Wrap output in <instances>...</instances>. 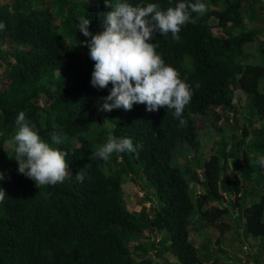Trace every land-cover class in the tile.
<instances>
[{
	"label": "trees",
	"instance_id": "1",
	"mask_svg": "<svg viewBox=\"0 0 264 264\" xmlns=\"http://www.w3.org/2000/svg\"><path fill=\"white\" fill-rule=\"evenodd\" d=\"M121 2L133 6L155 3L166 11L179 2L197 0ZM201 2L207 11L191 14L190 22L181 27L179 40L171 33H156L149 41L157 45L165 64L178 70L192 89L182 117H176L174 109L161 107L148 112L145 104H134L121 115L113 114L110 132L100 131L93 139L90 134L96 125L98 100L109 95L113 86L110 83L98 89L91 85L95 62L89 48L80 43L90 41L91 36H83L78 26L86 18L92 35L102 32L103 17L110 10L104 0L82 5L75 0H53L46 5L42 0L36 7L28 0L16 1L14 7L0 2V22L6 26L0 30V46L7 48L1 65L7 81L0 89V172L5 175L0 187L6 190L0 202V264H156L143 248L137 247L140 254L129 248L130 237L144 231L166 236L164 251L177 264L220 263L213 249L191 243L190 229L197 214L205 226L225 235L229 212L217 204L222 200L219 190L227 184L225 190L239 193V182L222 181L220 158L209 156L202 174L205 193L192 198L183 169L174 163V152L184 147L196 151L199 140L192 116L210 115L216 123L221 122L222 117L214 111L230 110L237 89L247 98L251 114L264 120V84L263 92L260 87L264 67L241 62L246 47L261 32L255 28L231 33L244 27V0ZM215 29L225 35L216 37ZM42 95L47 98L44 105H40ZM21 111L42 140L68 153L69 175L62 183L36 185L18 172L16 145L6 150L4 143L19 131L16 120ZM181 118L187 121L186 126H180ZM53 131L64 135L62 144L52 142ZM110 134L131 138L134 146L142 148L116 153L120 171L112 174L96 165H84L83 160L104 145ZM247 135L245 130L240 147L232 153L239 167L241 163L249 166L248 151L242 147ZM253 149L264 156V141ZM138 167L160 203L155 214L145 208L138 215L127 210L124 179ZM256 169L255 181L263 193L258 202L238 206L236 221L244 237L262 240L255 261L264 264L260 256H264V167L256 164ZM77 172L84 175L83 182L76 179Z\"/></svg>",
	"mask_w": 264,
	"mask_h": 264
},
{
	"label": "clouds",
	"instance_id": "2",
	"mask_svg": "<svg viewBox=\"0 0 264 264\" xmlns=\"http://www.w3.org/2000/svg\"><path fill=\"white\" fill-rule=\"evenodd\" d=\"M110 9L103 17L104 30L92 35L89 31L90 20L82 18L78 29L90 41L80 42L89 48L94 63L91 85L98 89L112 84L109 95L103 97L98 111L111 112L123 108L131 110L134 104H145L148 112L161 107L174 109V115L182 117L185 106L190 103L193 92L190 86L180 78L174 67L166 65L157 53V45L149 42L156 33L172 34L179 40L181 27L191 20V14L204 13L207 5L201 0L196 3L179 2L174 7L161 10L157 4L133 6L128 2L104 0ZM0 22V30L5 28ZM197 87L199 85L197 84ZM16 123L20 125L9 144H15L18 172L32 179L36 185H56L69 175L68 153L50 147L41 139L34 125L26 121L23 111L18 114ZM187 121L180 119V126ZM62 133L53 131L51 140L62 144ZM142 145H133L131 138H117L109 135L107 142L92 153V159L107 162L113 153L137 152ZM138 154V153H137ZM258 164L264 167V156L258 157ZM84 175L77 172L76 179L83 182ZM5 179L0 172V181ZM6 190L0 187V202L5 198Z\"/></svg>",
	"mask_w": 264,
	"mask_h": 264
},
{
	"label": "rangeland",
	"instance_id": "3",
	"mask_svg": "<svg viewBox=\"0 0 264 264\" xmlns=\"http://www.w3.org/2000/svg\"><path fill=\"white\" fill-rule=\"evenodd\" d=\"M1 1H6L14 7L16 1L22 2L23 0ZM29 1H33V7H36V4L42 3V0H28V3ZM75 1L78 2L79 5H82V2L88 4V2L94 0ZM52 2L53 0H43V3L46 5ZM52 9H54V7H52ZM243 16L244 27L233 29L231 31L233 35H238L241 31L255 28L261 33L256 41L246 47L241 62L243 64H257V66L263 68L264 0H244ZM214 34L216 37H223L225 35L220 29H215ZM6 49V47L0 46V89H4L7 81L4 68L1 66L4 63V60H2V53ZM263 82H261L260 86L261 92H263ZM46 102V96L42 95L40 105H44ZM98 103L99 107L103 103V100L100 98ZM127 111L128 110H124L123 108L114 109L111 112L97 110L96 125L91 131L90 138L93 139L100 131L109 133L111 128H113V123L111 122L112 115H121ZM214 112L222 117L221 122L216 123L210 115L206 117L192 116L197 127L196 130L199 140L198 148L196 151H191L186 147L176 149L174 152V163L183 169V176L187 180L192 198L201 196L205 193V189L201 185L202 174L205 172L203 165H205L209 156H217L220 158V166L224 168V175H222L221 178L222 181L228 180L231 182L238 180L240 191L236 193L234 190H225L227 184L224 186V190H219V193L222 195V200L218 201L217 204L220 208H227L229 212L228 225H225L229 227L228 232L225 235L219 234L210 227L205 226L203 224L205 220H202L200 216L196 214L190 229V241L196 247L205 245L208 246V249H213L214 253L221 258L219 264H257L255 255L258 256V252H260L257 249L262 245V240L249 236L244 237L243 228L236 220L239 214L238 206L249 205L256 201L258 202V196L263 193L262 188L255 181L258 174L256 169L258 157L263 155L254 153L253 148L264 141V120H260L251 114L250 104L247 98L238 89L235 91V98L230 110H216ZM1 127L0 117V128ZM245 130L248 135L242 147L248 151L249 166L241 163L242 166L239 167L235 165L232 153L240 147V142ZM4 146L6 150H12L14 148V144H9L8 141L4 143ZM239 159L243 161L242 154H240ZM119 162L120 160L117 154L113 153L107 162L100 159H92L91 156L84 159L82 163H84V165H96L106 171L107 174H112L113 171H120V168H118ZM139 170L140 167L135 168L132 175L127 172V175H129L124 179L122 190L125 196L127 210L131 214L138 215L142 208H145L150 214H155L153 211L159 208L160 203L155 190L143 179L142 173L139 172ZM245 176L247 177L245 178ZM236 203L237 205L235 206ZM159 240L162 241L159 242ZM164 242L165 244L167 242L166 236L162 237L157 233L149 235L147 231H144L137 236H131L128 245L131 250L135 249L134 251L137 253L140 252L136 250L137 247L143 248L148 254L147 258L154 261L156 264H177V261H175L176 259H171V257L166 255L164 251ZM260 256L264 258L263 254Z\"/></svg>",
	"mask_w": 264,
	"mask_h": 264
},
{
	"label": "crops",
	"instance_id": "4",
	"mask_svg": "<svg viewBox=\"0 0 264 264\" xmlns=\"http://www.w3.org/2000/svg\"><path fill=\"white\" fill-rule=\"evenodd\" d=\"M172 259V258H171ZM176 261V260H175Z\"/></svg>",
	"mask_w": 264,
	"mask_h": 264
}]
</instances>
